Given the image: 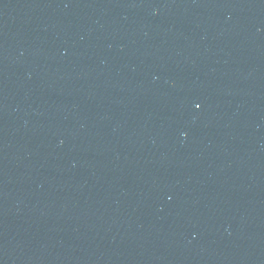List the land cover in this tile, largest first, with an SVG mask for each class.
<instances>
[{
    "label": "water",
    "instance_id": "1",
    "mask_svg": "<svg viewBox=\"0 0 264 264\" xmlns=\"http://www.w3.org/2000/svg\"><path fill=\"white\" fill-rule=\"evenodd\" d=\"M0 264H264V0H0Z\"/></svg>",
    "mask_w": 264,
    "mask_h": 264
},
{
    "label": "snow or ice",
    "instance_id": "2",
    "mask_svg": "<svg viewBox=\"0 0 264 264\" xmlns=\"http://www.w3.org/2000/svg\"><path fill=\"white\" fill-rule=\"evenodd\" d=\"M197 107H199V105H197Z\"/></svg>",
    "mask_w": 264,
    "mask_h": 264
}]
</instances>
